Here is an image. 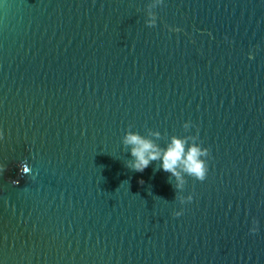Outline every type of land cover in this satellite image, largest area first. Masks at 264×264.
I'll return each instance as SVG.
<instances>
[{
  "label": "water",
  "instance_id": "obj_1",
  "mask_svg": "<svg viewBox=\"0 0 264 264\" xmlns=\"http://www.w3.org/2000/svg\"><path fill=\"white\" fill-rule=\"evenodd\" d=\"M129 125L209 149L191 201ZM0 264H264V0H0Z\"/></svg>",
  "mask_w": 264,
  "mask_h": 264
},
{
  "label": "clouds",
  "instance_id": "obj_2",
  "mask_svg": "<svg viewBox=\"0 0 264 264\" xmlns=\"http://www.w3.org/2000/svg\"><path fill=\"white\" fill-rule=\"evenodd\" d=\"M155 4L146 10L148 19L146 24L154 26L157 17L152 13ZM191 126L190 121L183 123V128L188 130ZM162 133L159 130L151 128L146 130V134L133 129L131 125L125 130L122 136V144L130 153V159L126 160V166L136 172H143L153 161L158 162V169L169 173V181L175 183L176 197L183 204L185 201H191L192 195L184 196L182 190L185 186L187 176L204 180L208 171L209 149L202 146L196 135H171L165 145L158 143ZM143 183V181H141ZM183 209L174 212V215L180 216ZM255 223V221H253ZM253 232L255 229L252 230Z\"/></svg>",
  "mask_w": 264,
  "mask_h": 264
}]
</instances>
